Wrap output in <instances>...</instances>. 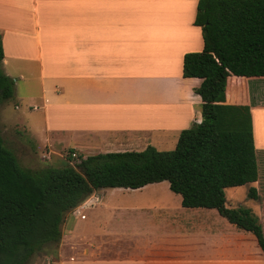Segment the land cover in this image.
Returning a JSON list of instances; mask_svg holds the SVG:
<instances>
[{"label":"crops","instance_id":"1","mask_svg":"<svg viewBox=\"0 0 264 264\" xmlns=\"http://www.w3.org/2000/svg\"><path fill=\"white\" fill-rule=\"evenodd\" d=\"M197 2L0 0L1 69L36 84L25 98L42 112L34 121L43 147L65 144L82 158L173 150L180 132L201 122L194 90L202 80L182 72L184 55L203 49ZM261 80L229 77L226 102L250 105L258 175L243 186L257 198L239 208L263 231L264 103L250 97L251 82ZM60 230L59 245L32 264H264L250 232L215 209L182 207L166 181L95 190L66 213Z\"/></svg>","mask_w":264,"mask_h":264},{"label":"trees","instance_id":"2","mask_svg":"<svg viewBox=\"0 0 264 264\" xmlns=\"http://www.w3.org/2000/svg\"><path fill=\"white\" fill-rule=\"evenodd\" d=\"M195 26L203 49L185 54V78H199L201 122L180 132L171 151L78 157L62 167L23 169L0 136V264H29L61 241L67 212L102 188L138 189L166 181L185 208L215 209L250 232L263 254L262 227L247 208L225 207L224 189L257 181L250 105L226 102L229 77L264 78V0H198ZM0 106L14 99V80L1 69ZM248 197L256 199L254 189Z\"/></svg>","mask_w":264,"mask_h":264},{"label":"rangeland","instance_id":"3","mask_svg":"<svg viewBox=\"0 0 264 264\" xmlns=\"http://www.w3.org/2000/svg\"><path fill=\"white\" fill-rule=\"evenodd\" d=\"M14 81L16 82L14 101L12 100L0 106V136L3 138L4 145L15 155L19 166L23 169L37 170L41 167H62L69 159L70 150H68V146L65 144L55 145L52 148L53 152L43 147L41 128L34 121V118L42 117V112L30 109V106L36 104L35 98L30 100L25 98L33 97L37 93L36 84L27 85L18 79ZM250 97L253 104H259L262 101L264 103V80L251 82ZM15 105H18V108ZM30 119L33 124H28L31 122ZM72 153H70L71 157ZM259 157L260 155H257V158ZM78 161L77 155L70 159L71 164ZM259 163L264 165V156L259 158ZM260 175L264 177V167H260ZM247 189V186L225 189V207L232 209L253 207L254 202L247 197ZM234 195L237 196L233 198ZM214 224L216 225V223ZM48 252L35 255L29 264H32L38 258L39 260H45L47 254H50Z\"/></svg>","mask_w":264,"mask_h":264},{"label":"built area","instance_id":"4","mask_svg":"<svg viewBox=\"0 0 264 264\" xmlns=\"http://www.w3.org/2000/svg\"><path fill=\"white\" fill-rule=\"evenodd\" d=\"M72 157H76V154L74 152L72 153Z\"/></svg>","mask_w":264,"mask_h":264}]
</instances>
